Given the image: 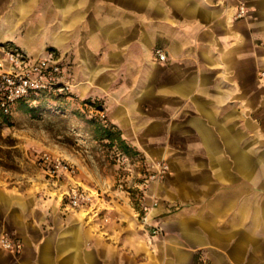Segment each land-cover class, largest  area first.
<instances>
[{"label":"crops","instance_id":"1","mask_svg":"<svg viewBox=\"0 0 264 264\" xmlns=\"http://www.w3.org/2000/svg\"><path fill=\"white\" fill-rule=\"evenodd\" d=\"M14 46L63 53L71 98L169 171L146 195L160 235L131 207L67 208L68 182L0 184V235L23 243L0 264H264V0H0V56Z\"/></svg>","mask_w":264,"mask_h":264},{"label":"rangeland","instance_id":"2","mask_svg":"<svg viewBox=\"0 0 264 264\" xmlns=\"http://www.w3.org/2000/svg\"><path fill=\"white\" fill-rule=\"evenodd\" d=\"M111 124L104 102L94 98L41 95L16 103L11 114L0 109V184L45 198L54 195L50 193L52 186L67 182L70 186L73 182L67 177L57 181L49 178L39 159L44 153L61 156L76 165L74 179L96 195L95 209H78L87 218L112 221L108 210L114 208L105 203H115L131 207L132 214L152 235L162 234L160 222L151 215L158 199L147 200L146 195L149 183L163 178L169 167L164 176L148 178L156 171L152 164L162 159L147 156L131 145L126 148L105 132L108 128L115 136L117 126ZM144 205L149 206L148 211ZM156 227L161 230L155 232Z\"/></svg>","mask_w":264,"mask_h":264},{"label":"built area","instance_id":"3","mask_svg":"<svg viewBox=\"0 0 264 264\" xmlns=\"http://www.w3.org/2000/svg\"><path fill=\"white\" fill-rule=\"evenodd\" d=\"M245 13L246 6L241 3L237 17H242ZM156 55L160 61L167 59V54L161 48L156 49ZM64 61V54L54 49H46L37 55H31L18 46L6 49L0 56V109L3 113L11 114L16 103L29 101L41 95L71 98L73 86L65 79ZM39 163L52 180L67 177L73 182L65 192L67 208L87 211L95 209L96 195L94 191L74 179L77 175L74 163L49 153L40 156ZM152 167H155L156 171L149 175L150 179L164 176L169 166L164 160H159L152 164ZM143 209L148 211L149 206L144 205ZM144 220L145 223L148 222V215ZM160 230V227H156L155 232ZM0 246L5 250L20 252L23 243L20 239L4 233L0 235Z\"/></svg>","mask_w":264,"mask_h":264},{"label":"trees","instance_id":"4","mask_svg":"<svg viewBox=\"0 0 264 264\" xmlns=\"http://www.w3.org/2000/svg\"><path fill=\"white\" fill-rule=\"evenodd\" d=\"M110 126H115L114 124H111ZM105 132L110 135L112 138H117L120 140L121 144H123L126 148H128V144L125 142V139L122 137L121 130L117 127L115 131V136H113L112 133H110V130L108 128H105Z\"/></svg>","mask_w":264,"mask_h":264}]
</instances>
